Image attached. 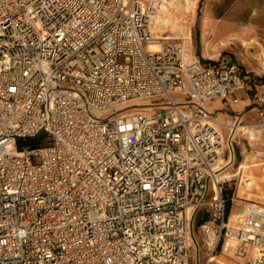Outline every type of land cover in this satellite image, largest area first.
<instances>
[{
	"label": "built area",
	"instance_id": "obj_1",
	"mask_svg": "<svg viewBox=\"0 0 264 264\" xmlns=\"http://www.w3.org/2000/svg\"><path fill=\"white\" fill-rule=\"evenodd\" d=\"M179 1L0 0V264H264V207L217 178L264 125L214 117L264 95L227 55L150 51Z\"/></svg>",
	"mask_w": 264,
	"mask_h": 264
},
{
	"label": "rangeland",
	"instance_id": "obj_2",
	"mask_svg": "<svg viewBox=\"0 0 264 264\" xmlns=\"http://www.w3.org/2000/svg\"><path fill=\"white\" fill-rule=\"evenodd\" d=\"M236 0H196L192 10L186 17V26L189 32L192 59H217L219 55H227L232 61L237 63L243 71H248L250 75L259 83L258 91L264 92V75L256 72H251L246 66L242 65L238 59V55L242 54L241 43H253L258 45V50L264 53V32L247 29L245 26H239L232 33H224L220 35L219 30L223 25L225 11L233 8ZM260 5V3H259ZM256 10V8H255ZM155 33V32H154ZM165 42L182 43L180 40L160 41L159 44ZM221 44H226L221 47ZM207 52H204V50ZM204 54V55H203ZM255 49L251 50L249 55H254ZM203 55V56H202ZM204 57V58H203ZM258 68V67H255ZM259 71V70H258ZM253 109L251 105L246 110ZM247 112V111H246ZM255 110L250 114H245V117L253 115L251 119L243 118L240 126L251 124H263L264 116L260 118L255 116ZM230 115H216V120L225 126H231L233 120ZM257 117V118H256ZM260 129V130H259ZM254 130L250 139V131H236V146H235V161L231 166L225 168L222 172L235 171L241 162H245L249 168L231 181L224 184V189L229 197V211L234 213L242 203L254 204L264 207V126ZM227 134V131L224 130ZM258 164L253 167L252 165ZM246 183H251L247 188ZM199 220V217H197ZM223 264H237L225 258L216 259Z\"/></svg>",
	"mask_w": 264,
	"mask_h": 264
},
{
	"label": "bare ground",
	"instance_id": "obj_3",
	"mask_svg": "<svg viewBox=\"0 0 264 264\" xmlns=\"http://www.w3.org/2000/svg\"><path fill=\"white\" fill-rule=\"evenodd\" d=\"M196 3V0H182L170 5L161 13L157 14L152 21V28L155 32V40L153 45L149 48L150 51H157L159 49L160 41L166 40H180L182 41V45L186 52L191 54V44H190V37L189 32L186 26V17L188 16L189 12L192 10ZM233 30L225 27H221L219 30L220 35L224 33H232ZM226 44H221V47H225ZM242 47V54L238 55V59L240 63L247 67L251 72H256L257 74L264 75V53L258 50V45L253 43H241ZM255 49L254 55H249L251 50ZM204 52H207L205 49ZM188 53V55H189ZM258 67V68H255ZM259 70V71H258ZM251 137L250 139L253 140L254 137L252 132L254 130H258L252 126L248 127ZM244 129V128H243ZM240 130V129H239ZM260 130V129H259ZM252 131V132H251ZM253 167L258 166V164L252 165ZM245 162H241L238 168L230 172H221L217 178L222 180L224 178H234L239 176L242 171L249 168ZM251 183H246V187L248 188ZM214 190V185H211V191Z\"/></svg>",
	"mask_w": 264,
	"mask_h": 264
},
{
	"label": "crops",
	"instance_id": "obj_4",
	"mask_svg": "<svg viewBox=\"0 0 264 264\" xmlns=\"http://www.w3.org/2000/svg\"><path fill=\"white\" fill-rule=\"evenodd\" d=\"M224 14H225V18L223 20V25L221 27L229 28L234 31L239 26H245L247 29L264 32V0H236L234 7L227 9ZM201 60H208V59H201ZM258 85L260 84L258 83ZM260 87L257 86L256 89L253 88L252 91L248 93L249 96L248 98H251L256 92L262 93L264 95L263 91H258ZM240 96L242 99L238 104L233 105L230 109L226 111H222L218 113L216 112L214 117L222 113L226 116L230 115L229 118L232 119L233 121L235 116L237 115L239 116L240 121H242L243 118L251 119L253 115H249L248 117H245V114H250L251 112H253V109L246 110L247 108H249L248 105L250 104V101L244 95L241 94ZM211 107L219 109L221 108V105L218 102H215L211 105ZM255 116L258 115L256 114ZM263 116L260 118H263Z\"/></svg>",
	"mask_w": 264,
	"mask_h": 264
},
{
	"label": "trees",
	"instance_id": "obj_5",
	"mask_svg": "<svg viewBox=\"0 0 264 264\" xmlns=\"http://www.w3.org/2000/svg\"><path fill=\"white\" fill-rule=\"evenodd\" d=\"M223 195H224V198L226 200V211L228 212L229 211V197H228L224 187H223Z\"/></svg>",
	"mask_w": 264,
	"mask_h": 264
}]
</instances>
